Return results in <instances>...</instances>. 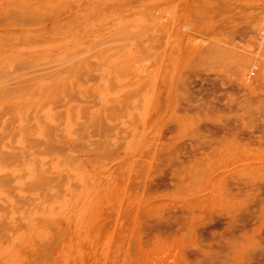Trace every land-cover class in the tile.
I'll list each match as a JSON object with an SVG mask.
<instances>
[{"label":"rangeland","instance_id":"374dc122","mask_svg":"<svg viewBox=\"0 0 264 264\" xmlns=\"http://www.w3.org/2000/svg\"><path fill=\"white\" fill-rule=\"evenodd\" d=\"M0 264H264V0H0Z\"/></svg>","mask_w":264,"mask_h":264},{"label":"bare ground","instance_id":"6f19581e","mask_svg":"<svg viewBox=\"0 0 264 264\" xmlns=\"http://www.w3.org/2000/svg\"><path fill=\"white\" fill-rule=\"evenodd\" d=\"M46 56V55H45ZM53 67V66H52ZM44 68V67H43ZM46 69V68H45ZM44 73V72H43ZM42 74V73H41ZM43 77V76H42ZM8 81V80H7ZM52 85V84H51ZM42 90V89H41ZM10 91V90H9ZM6 93V92H5ZM8 93V92H7ZM34 93V92H33ZM46 104V103H45ZM34 110V109H33ZM30 114V113H29ZM57 116V115H56ZM9 117V116H8ZM13 118V117H12ZM9 119V118H8ZM7 119V120H8ZM16 119V118H15ZM56 120V119H55ZM5 122V121H4ZM13 123V122H12ZM10 124H11V122H10ZM6 132V131H5ZM4 137V136H3ZM50 149V148H49ZM46 150V149H45ZM26 159V158H25ZM29 200V199H28Z\"/></svg>","mask_w":264,"mask_h":264}]
</instances>
